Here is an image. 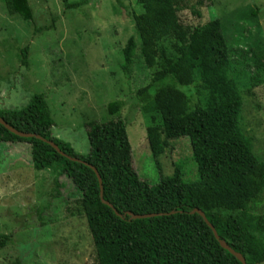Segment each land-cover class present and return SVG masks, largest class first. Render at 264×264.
<instances>
[{
    "label": "trees",
    "instance_id": "trees-1",
    "mask_svg": "<svg viewBox=\"0 0 264 264\" xmlns=\"http://www.w3.org/2000/svg\"><path fill=\"white\" fill-rule=\"evenodd\" d=\"M2 1L9 14L33 20L28 0ZM205 1L196 0V7ZM134 2L141 8L132 13L137 36H130L121 49L120 68L128 76L140 57L152 69L145 94L142 91L138 98L147 115L151 155L156 159L168 141L188 137L197 178L185 180L180 165L155 185L139 178L132 166L126 124L114 118L124 106L122 100L107 104L111 119L86 124V154L51 134L53 119L39 94L22 108L0 109V117L14 129L42 139L18 136L0 124V142L28 143L35 170L51 169L57 175V188L62 187L59 175L71 182L79 197L68 210L86 220L98 264H241L219 244L203 218L190 213L194 208L205 214L219 238L246 264H261L264 218L256 208L264 193V158L255 153L241 124L243 100L230 75L233 61L224 24L218 18L194 27L183 24L179 12L186 7L185 0ZM194 13L200 16L198 10ZM258 13L259 9H250L252 22ZM20 54L21 63L27 65V46ZM195 82L193 102L187 93ZM178 86H187V90ZM47 141L79 160L59 154ZM91 167L99 174L102 198L111 207L101 201ZM127 212L156 215L131 218ZM10 241L11 234H0V248Z\"/></svg>",
    "mask_w": 264,
    "mask_h": 264
},
{
    "label": "rangeland",
    "instance_id": "rangeland-1",
    "mask_svg": "<svg viewBox=\"0 0 264 264\" xmlns=\"http://www.w3.org/2000/svg\"><path fill=\"white\" fill-rule=\"evenodd\" d=\"M28 2L32 21L9 14L0 0V109H19L34 95H43L53 119L51 134L86 154V124L111 119L107 104L122 100L124 106L114 118L126 124L132 166L139 178L155 185L180 165L185 180L196 179L188 137L168 141L156 159L151 155L147 115L138 98L145 94L152 69L140 57L128 76L120 68L121 49L130 36H137L132 13L141 12L140 6L134 0ZM185 2L179 12L185 25L222 20L233 61L230 75L243 100L244 134L264 158V0H206L200 7L196 0ZM66 4L78 7L68 9ZM250 9H259L255 22ZM43 26L52 28L37 30ZM24 46L27 65L21 63ZM195 84L187 93L193 102ZM55 178L51 169L32 167L28 143L0 142V234H11V241L0 248V264H98L86 220L68 210L79 194L65 176H58L61 188ZM259 199L256 209L264 218V193Z\"/></svg>",
    "mask_w": 264,
    "mask_h": 264
},
{
    "label": "water",
    "instance_id": "water-1",
    "mask_svg": "<svg viewBox=\"0 0 264 264\" xmlns=\"http://www.w3.org/2000/svg\"><path fill=\"white\" fill-rule=\"evenodd\" d=\"M0 124H2L5 128H7L10 132L18 135V136H21V137H32V136H35L36 138H39V139H42L39 135H34V134H31V133H27V132H22V131H18L16 129H14L13 127H11L9 124H7L1 117H0ZM59 154L71 159V160H75V161H78L79 159H76V158H73V157H69L68 155H66L65 153H63L55 143L51 142V141H47ZM96 176H97V179H98V183H99V188H100V192H99V196H100V199L101 201L110 206L111 207V204L107 201H104L103 198H102V182H101V178L99 176V174L97 173V171L91 167ZM116 212V211H115ZM190 213H198L204 220V222L210 227V229L212 230L215 238L218 240L219 244L224 248L226 249L228 252H230L231 254H233L240 262L241 264H246L245 263V259L239 254V253H236L235 251H233L228 245L227 243L220 239L216 230L214 229V227L212 226L211 223H209V221L207 220L205 214L198 208H194L190 211ZM128 215H130L131 218H147V217H151V216H154L156 214H153V213H149V214H132L131 212H127Z\"/></svg>",
    "mask_w": 264,
    "mask_h": 264
}]
</instances>
